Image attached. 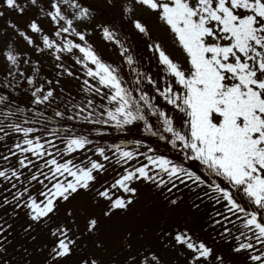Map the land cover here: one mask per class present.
<instances>
[{
	"label": "snow or ice",
	"instance_id": "6c2138e0",
	"mask_svg": "<svg viewBox=\"0 0 264 264\" xmlns=\"http://www.w3.org/2000/svg\"><path fill=\"white\" fill-rule=\"evenodd\" d=\"M104 2L111 16L95 0H0V17L4 9L21 16L35 9L23 22L0 25V134L10 144L0 161L14 164L0 167L7 193L0 196V264H174L173 256L176 264H232L237 257L236 264H264V0ZM146 14L173 50L153 36ZM125 21L157 60L159 79L137 62ZM93 31L115 46L134 73L131 82L90 42ZM45 56L68 75L65 57L72 59L84 90L103 101L75 104L73 119L116 128L142 122L179 158L140 139L100 145L68 125L42 126L51 118L37 106L56 100L52 80L40 82ZM23 86L34 117L13 101ZM111 162L119 171L102 182ZM145 190L164 201L165 216L150 202L137 206ZM183 190L192 193L193 210L202 201L212 205L205 221L211 236L181 223ZM9 249H19V259Z\"/></svg>",
	"mask_w": 264,
	"mask_h": 264
},
{
	"label": "rangeland",
	"instance_id": "374dc122",
	"mask_svg": "<svg viewBox=\"0 0 264 264\" xmlns=\"http://www.w3.org/2000/svg\"><path fill=\"white\" fill-rule=\"evenodd\" d=\"M95 3L103 7L105 17L111 16L113 14L114 10L108 8L104 0H95ZM4 11H5V16L0 17V25H2L5 19H8V18L23 22L32 15L35 9L27 10L25 14L22 16L8 9H4ZM146 16L148 18L149 26L152 28L153 36L160 37L164 46L168 48L169 50H173L174 41L171 39L168 33L164 30V28L157 23L156 17L154 15H148V14H146ZM105 17L98 16L97 19H101ZM41 23L46 29L50 27L48 22L45 20H41ZM124 31L126 33H129L131 36V43L134 45V54L136 55L137 62L140 64L141 67L145 69V71L150 72L154 79H159V77L162 74L161 69L158 66V63L155 57H153L150 54V52L146 49L145 44H144V38L136 35L132 31L131 24L127 23L126 21L124 22ZM89 40L100 52L104 54V57H106L109 61L114 62L117 65H119L121 67V74L124 75L125 78L129 82H131V78L134 73L130 71V69L128 68L126 64L121 63L119 59V54L116 51L115 46L112 44H109L98 31H93L89 36ZM65 64L67 67L72 69L74 73L73 75H68L67 73L62 72L59 68L54 67L52 60L49 57L45 56L41 58L40 82L45 83L47 79H51L52 80L51 87H53L54 95L56 96V100L52 102L51 104L45 103V104L37 106L38 111L46 114L47 117L51 118L50 120L45 119L41 121L42 126H45V125L51 126L53 120H55V122L57 123H60L61 125L70 126L72 123V125L69 127L70 132H78L81 134H87L90 140H92L95 144H100V145L119 143L122 140L132 141L135 139H140L144 141L151 140L154 142L155 139H162L161 136H157L154 132L145 131L143 128L142 122H136V123H133L132 125L125 126L124 128H116L112 124L104 125L96 121H81L78 119H73L72 116L75 110L72 106H74L75 104L84 103L85 100L89 98L94 99L96 104H101L103 103V101L97 97L96 93H88L86 90H84L85 86L83 84L82 79L80 78V66L79 65L77 66V64H75L73 60L68 58L67 56L65 57ZM3 68H4V63H3L2 58H0V77L4 75L2 72ZM142 87H144L146 90H149L150 94H154L152 93L151 86H149L146 81L142 84ZM5 90H6V85L0 82V95L5 94ZM8 91H11V90L8 89ZM12 98L15 103L28 107L30 117H34V114L31 113L30 111L32 108V105L30 102L31 93L27 86H23L19 90L12 92ZM160 103L163 104L164 102L160 101ZM168 107H169V112H171V106H168ZM58 109L65 113L63 117H55L54 114ZM0 112H2V107H0ZM147 115L149 117L153 116L154 118L157 119V117L150 111L147 113ZM0 121H6V118L3 116H0ZM157 121H158V124H156L157 130H159L161 133H164L165 130L162 127H160V121L158 119ZM0 126H3V125L0 124ZM94 128H106L107 131L101 132L100 136L96 137L97 134L93 133ZM5 131H7V129H5ZM142 134H146L147 136L150 135V139L149 137H146L145 135H142ZM11 138L15 139L16 137L11 136ZM166 143H167L166 144L167 146L170 145L167 141ZM56 146L58 148L60 147L59 144H57ZM4 147H10V144L8 143V140L3 139L2 134H0V155L4 154ZM165 147L164 146L158 147V149L170 155H173L174 157L179 158L177 153H172L170 152L169 148L166 149ZM90 155L93 157H98V154L94 152L90 153ZM189 162L190 161H185L186 164H188ZM4 165L14 166L13 161L11 159H9L7 162L0 161V167H7ZM118 171H119V168L115 165V162H111V166L106 165L107 174L106 175L101 174L102 182L105 179L107 180L112 179ZM4 187H5L4 182L0 180V196H3V194H7L6 192L3 191ZM189 196H190V192L187 191V195L184 198L185 201L182 202L181 204V210H183L185 207L188 208V205L186 202H187V199H189ZM149 202L154 207H156L158 210H160V208L162 209V211H165V209H167L165 207L164 201L159 197L157 193L151 190H145L137 206H140V205H143ZM189 208L186 211L188 215L187 218H189V220H191L189 215H191V217L193 216V218L195 219L198 217L196 213L201 214L202 209L208 208L210 213L212 211V205L210 204L209 201L201 202V206L199 210L196 211L195 213L191 212ZM96 210L99 211V209H96ZM0 212H2V210H0ZM161 214H163V212ZM0 217H2V215ZM189 227L191 229H196V230L204 229L203 231L205 232L199 231V233H201L199 236H211L210 228L205 227V222H200L194 228H192V224H190ZM217 243H220V242H217ZM220 246L224 247L223 244H220ZM9 251H11V253L9 254L13 257V250L9 249ZM17 251H19V249H17L15 252ZM239 259L241 258L240 257L235 258L232 264H236V261Z\"/></svg>",
	"mask_w": 264,
	"mask_h": 264
},
{
	"label": "trees",
	"instance_id": "16d2710c",
	"mask_svg": "<svg viewBox=\"0 0 264 264\" xmlns=\"http://www.w3.org/2000/svg\"><path fill=\"white\" fill-rule=\"evenodd\" d=\"M77 66H78V64H77ZM4 95V94H3ZM151 119H152V122L154 123V125L156 126V124H158V121H157V119L156 118H154L153 116H151L150 117ZM52 123H57V122H55V120H53L52 121ZM60 124V123H59ZM71 125H72V123H71ZM70 125V126H71ZM157 127V126H156ZM95 129H97V128H94V131H93V133H95V134H97L96 135V137H98V136H100V133L101 132H96L95 131ZM142 135H145L146 137H149V139H150V135H146V134H142ZM146 143L148 144V145H153V146H156L157 148L158 147H165L166 149H170V152H172V153H176L175 152V149L174 148H172V146L171 145H166L167 143H166V141L164 140V139H155L154 140V142L153 141H151V140H146ZM164 148V149H165ZM140 150H143V147L140 149ZM188 161H190L189 163H188V165L189 166H192V167H198V163L196 162V161H193V160H188ZM4 166H7V165H4ZM2 181V180H1ZM183 191H185V196L187 195V191L186 190H183ZM3 195H6V194H3ZM191 198H192V193L190 192V196H189V199H187V205H188V208L190 207V201H191ZM185 200H183L182 202H184ZM203 202V201H202ZM188 208H184L183 210H181V215H182V219H181V223H186L188 226L190 225V224H192V228H194V227H196L200 222H205V221H207L208 220V216H210L211 215V213L209 212V210H208V208L207 209H202V213L201 214H199V213H196L197 215H198V217L197 218H193V216L191 217V215H189L190 216V219L191 220H189V218H187L188 217V215H187V213H186V211H187V209ZM189 210L191 211V212H196L197 210H193L192 211V209L191 208H189ZM163 212V214H161ZM167 212H168V210L167 209H165V211H162V209L160 208V210H159V213H160V215H161V217H163V216H165L166 214H167ZM0 214L3 216V211L2 212H0ZM0 215V216H1ZM188 223H190V224H188ZM209 224H210V222H209ZM14 228L16 229V231L13 233V236H16L17 237V239H20L21 237H20V235H19V224L18 223H16V224H14ZM193 230V232H195L196 233V235H200L201 233H199V231H203V230H201V229H198V230H196V229H192ZM206 230H207V228H206ZM203 232H205V231H203ZM18 252L19 251H17V252H15V251H13V259H19V256H18ZM9 253H11V251H9ZM168 255H171V253H169ZM173 261H174V264H176V261H175V257L173 256Z\"/></svg>",
	"mask_w": 264,
	"mask_h": 264
}]
</instances>
